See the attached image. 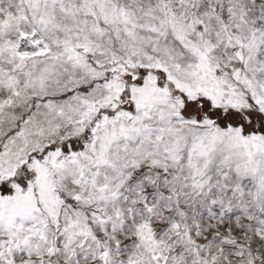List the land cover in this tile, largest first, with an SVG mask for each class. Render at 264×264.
<instances>
[{"label":"snow or ice","instance_id":"obj_1","mask_svg":"<svg viewBox=\"0 0 264 264\" xmlns=\"http://www.w3.org/2000/svg\"><path fill=\"white\" fill-rule=\"evenodd\" d=\"M0 264H264V0H0Z\"/></svg>","mask_w":264,"mask_h":264}]
</instances>
